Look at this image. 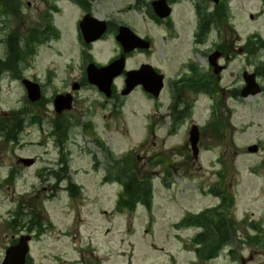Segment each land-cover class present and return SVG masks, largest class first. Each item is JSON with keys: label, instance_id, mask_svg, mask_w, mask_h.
I'll use <instances>...</instances> for the list:
<instances>
[{"label": "rangeland", "instance_id": "374dc122", "mask_svg": "<svg viewBox=\"0 0 264 264\" xmlns=\"http://www.w3.org/2000/svg\"><path fill=\"white\" fill-rule=\"evenodd\" d=\"M150 1L139 0L135 7V0H84V4L97 18L111 25H128L150 40V50L134 53L126 60V68L147 62L163 70L166 90L157 100L144 97L137 88L127 96L117 90L118 97L110 98L87 85L73 92L72 108L60 114L53 108L55 95L72 93L71 87L84 76L88 62L105 65L119 53L113 26L87 48L85 62H81L76 22L85 12L75 1L17 0L14 6L20 8L19 15L0 11V61L9 60V32L25 35L33 26L46 30L43 41L33 43L30 52L22 50L24 44L20 43L22 52L10 63L17 73L0 63V121L20 109L24 124L15 142L5 139L7 128L0 125V264L5 248L22 234L32 235L30 264H204L196 262L189 244L199 229H176L174 223L185 213L215 205L217 199L205 190L218 180L216 173L224 165H233L238 171L233 177L228 172L222 184L235 196L231 216L225 218V224L230 222V243L205 264H264V168L258 164L264 161V89L245 99L230 91L243 86L244 70L258 69L255 72L264 88V46L255 44L249 52L247 45V40L255 41V34L264 42V0H226L230 17L228 21L223 18L220 28L211 30L208 37L209 44L228 47L229 59L218 61L226 68L212 77L210 92L215 91L211 97L189 89L190 85L201 86L198 80L207 82L206 70L180 89V99L189 102L190 113L172 130L169 85L187 59L194 57L196 16L191 0H179L172 5L168 22L155 25L146 11ZM205 5L213 3L206 0ZM48 21L55 33L47 29ZM200 47L205 49L207 44ZM197 60L201 67L206 66L202 57ZM23 78L40 84L38 102L28 100ZM211 103L217 104L218 116L224 120L218 133L211 127L202 129ZM149 116L152 131L145 130ZM58 122L62 123L60 131L55 125ZM193 123L201 128L196 157L188 143ZM99 139L113 157L132 151L138 173L152 180L150 211L137 205L134 214L114 213L121 186L101 184L110 156ZM253 143H259V149L250 153L246 148ZM176 150H181L180 155ZM167 153L178 169L169 186H164L166 165L153 166L149 157ZM19 158H31L34 163L24 166ZM68 185L76 189L67 190ZM34 217L46 220L41 225L48 226L35 229L34 221L30 222ZM253 221L258 223L255 228L250 226ZM256 234L261 243L252 238Z\"/></svg>", "mask_w": 264, "mask_h": 264}, {"label": "trees", "instance_id": "16d2710c", "mask_svg": "<svg viewBox=\"0 0 264 264\" xmlns=\"http://www.w3.org/2000/svg\"><path fill=\"white\" fill-rule=\"evenodd\" d=\"M16 1L17 0H0V11L2 10L6 15H19L20 8L14 6V2ZM215 12L217 17H227V12L224 8L215 6ZM7 35V57H9V60L6 62L0 61V63H4L2 66L4 69L12 71L13 73H17L16 70L10 67V63L16 59V57L19 55V52H22V50L25 52H30L35 46L33 43L42 42L44 39V34L34 28L28 32V34L22 35L23 39H20V35L15 31H11ZM21 40H23L24 44L22 50L19 48ZM258 43L260 46L263 45L259 41ZM249 44V51L252 52L255 48V45H253L251 42H249ZM14 62L15 61H13V63ZM235 94L236 93L233 92L234 96ZM19 114L20 109L17 112L13 111L9 117L3 118V121H0V125L4 126V129L7 128L4 132V137L7 141L15 142L18 140V134L21 132L24 126L23 119L19 118ZM223 125L224 122L220 124L217 121L215 131L218 133L220 131V127H223ZM56 129L57 131L62 130V123H57ZM128 158L129 155L123 157L122 159L114 160L115 165L108 172V180H115L123 185V190L117 201V208L119 210L126 209L132 211L135 208V203L141 202L149 209L151 205L150 182L148 179L140 177L137 174L132 165L129 163L130 160H128ZM228 172L229 176L232 177L237 173L233 165H229V167L224 165L218 171L219 182L216 185L208 188L210 193L220 198L219 205L208 208L198 215H186L179 223L180 226H196L201 229L200 232H198L190 241L197 258L201 262H205L211 258H214L222 249V247L229 242L228 222L225 224V218L227 215L231 216V209L234 205V195L232 192H228L222 186V184L224 185V179L227 177ZM68 187L69 190L76 189L75 186L69 185ZM71 194H73V192ZM33 221L34 227H41V222L39 219L34 218L33 220H30L31 223ZM12 222H14V226H16V219H13ZM228 224H230V222ZM231 224H233L232 220ZM252 226L255 227L254 225ZM254 239H256L257 243L260 242L259 237H254Z\"/></svg>", "mask_w": 264, "mask_h": 264}, {"label": "water", "instance_id": "95a60500", "mask_svg": "<svg viewBox=\"0 0 264 264\" xmlns=\"http://www.w3.org/2000/svg\"><path fill=\"white\" fill-rule=\"evenodd\" d=\"M217 3L219 0H213ZM152 6L155 14L160 18L167 17L171 8L167 5L165 0H155L152 2ZM80 27L85 35L86 42H90L98 39L105 31L106 24L102 20H97L94 17L86 15L83 17ZM116 39L120 42L123 47L124 52H129L135 47L148 48L149 43L135 36L133 32L127 26H120ZM220 53L215 52L210 56V61L213 65L216 59L219 57ZM125 65V57L122 54L118 59L111 62L104 67H96L93 64L87 66L88 80L90 83L96 85L98 89L104 92L107 96L110 95V87L114 77L121 74ZM222 67L216 65V72L220 71ZM126 87L122 91V94L129 93L137 84H141L144 89L157 96L159 90L162 87V76L157 74L153 68L144 64L140 69L135 71H126ZM243 79L245 81V86L242 88L240 95L242 97H247L249 95H255L260 91V87L256 82L254 73H243ZM26 91L27 96L30 101L35 102L40 98V89L38 84L24 79L22 81ZM72 98L69 94L57 95L54 99V106L57 112H61L64 109H69L71 107ZM198 130L196 126H193L190 130L189 141L192 147L193 155H197V142H198ZM257 149L255 145L248 147V150L253 152ZM22 162L24 165H30L33 160L30 158H23ZM30 240L29 235H21L16 244L9 246L3 258L1 264H24L25 256L28 252L27 242Z\"/></svg>", "mask_w": 264, "mask_h": 264}, {"label": "flooded vegetation", "instance_id": "af4514ba", "mask_svg": "<svg viewBox=\"0 0 264 264\" xmlns=\"http://www.w3.org/2000/svg\"><path fill=\"white\" fill-rule=\"evenodd\" d=\"M162 24L163 23H161V25ZM206 70H207L206 75H208V79H207V82H202L204 88H206V86L212 85V83L214 82V80H213L214 78H212V75H211L212 69L210 68V66H208V68ZM198 76H200V75L197 74V77ZM79 82H80V84H82V80L81 79L79 80Z\"/></svg>", "mask_w": 264, "mask_h": 264}]
</instances>
